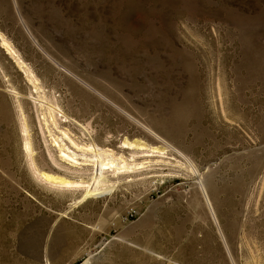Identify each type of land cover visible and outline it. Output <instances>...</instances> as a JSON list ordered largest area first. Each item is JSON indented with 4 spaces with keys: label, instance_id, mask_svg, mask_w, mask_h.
<instances>
[{
    "label": "rangeland",
    "instance_id": "374dc122",
    "mask_svg": "<svg viewBox=\"0 0 264 264\" xmlns=\"http://www.w3.org/2000/svg\"><path fill=\"white\" fill-rule=\"evenodd\" d=\"M0 264H264V0H0Z\"/></svg>",
    "mask_w": 264,
    "mask_h": 264
},
{
    "label": "bare ground",
    "instance_id": "6f19581e",
    "mask_svg": "<svg viewBox=\"0 0 264 264\" xmlns=\"http://www.w3.org/2000/svg\"><path fill=\"white\" fill-rule=\"evenodd\" d=\"M2 42H3V44L6 45V42H4V41H2ZM11 52L13 53V50H11ZM25 73H27L26 70H25ZM58 114H59V112H58ZM60 116H62L65 121L68 119V116L64 115L63 113H61ZM52 120L54 121V123L56 125L58 124V122L56 120H54V116L53 115H52ZM61 131L63 133V136H61L60 140H57V137H54V141H55V144H57L59 146L60 152H61V156L63 158H65V159H67V160H69V161H71V162H73L75 164H82V162H80L78 160L79 159L78 158V153L71 147H74V148H76L78 150L83 151L82 153L85 156V158H87V155H86L87 151H92V152L95 153V156H97V159H93L92 158L91 161H93L94 164L97 165L96 167H97L98 171L100 170V174H99V176H96V178H95L96 185L94 187L91 186L90 188H88L86 195L89 196V195L95 194L97 192V190H99L98 185H100V184L103 185L109 180L108 178H105L106 176L104 177V172L106 170H112L113 172H116V173H127V174L133 172L132 169L135 167V165L137 163H133L132 164L131 162L126 161L127 158L125 160L122 159L121 157L114 158L113 157L114 153L111 154V153H108V152L104 151L103 149L96 148L94 144L91 145L92 142L89 144V146H84V145L78 143V141L76 140V137L71 135L68 131H66V130H61ZM83 134H85V133L83 132ZM58 138H59V136H58ZM65 139H66V141L68 140L69 145L65 141ZM64 141H65V143H64ZM27 144H28L27 145V149H29V143H27ZM125 145L127 147H130V148H134V146H136L137 149H141V150L147 148L144 144H138L137 145V144H132V143H129V144L125 143ZM135 152H138V150H136ZM88 160H90V159H88ZM84 164H86V163H84ZM44 175H45V177H47L49 179H51V178L54 179V176L47 175V174H44ZM113 177H115V176H113ZM60 181L64 182V183H67V184H72L70 181H62V180H60Z\"/></svg>",
    "mask_w": 264,
    "mask_h": 264
},
{
    "label": "built area",
    "instance_id": "2783aa9c",
    "mask_svg": "<svg viewBox=\"0 0 264 264\" xmlns=\"http://www.w3.org/2000/svg\"><path fill=\"white\" fill-rule=\"evenodd\" d=\"M137 214V210L134 207L129 208L128 216L134 217Z\"/></svg>",
    "mask_w": 264,
    "mask_h": 264
}]
</instances>
